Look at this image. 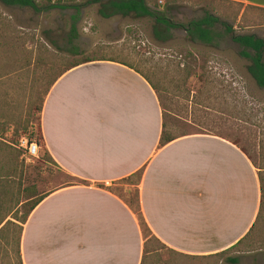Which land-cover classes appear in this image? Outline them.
<instances>
[{"label": "crops", "instance_id": "crops-1", "mask_svg": "<svg viewBox=\"0 0 264 264\" xmlns=\"http://www.w3.org/2000/svg\"><path fill=\"white\" fill-rule=\"evenodd\" d=\"M235 1L264 10V0ZM40 131L75 183L38 197L24 222L19 207L0 213V264L13 263V245L18 264H142L138 217L112 191L135 177L146 228L179 255L237 252L258 220V166L218 135L164 143L161 103L136 68L99 61L64 71L44 95Z\"/></svg>", "mask_w": 264, "mask_h": 264}, {"label": "rangeland", "instance_id": "rangeland-1", "mask_svg": "<svg viewBox=\"0 0 264 264\" xmlns=\"http://www.w3.org/2000/svg\"><path fill=\"white\" fill-rule=\"evenodd\" d=\"M147 4L173 24L186 26L209 14L234 35L264 40V10L235 0H147ZM80 9L76 45L83 56H73L52 46L64 47L73 10L35 14L0 4V161L20 199L38 198L75 183L45 155L40 115L44 94L55 77L66 64L84 57H105L142 71L156 87L165 136L202 133L238 140L254 163L264 167V89L248 75L249 61L224 35L223 26H217L222 37L212 46L190 41L183 30H172V38L159 43L153 38L150 18L105 19L98 13L99 5ZM32 144L39 150L36 157L28 152ZM136 185L137 177L117 183L112 191L130 203L138 217L146 239L144 264H229L226 259L233 257L237 264H264V206L252 236L237 252L191 258L166 249L146 229ZM18 207L21 219L29 203ZM11 251L12 264H18L14 245Z\"/></svg>", "mask_w": 264, "mask_h": 264}, {"label": "trees", "instance_id": "trees-1", "mask_svg": "<svg viewBox=\"0 0 264 264\" xmlns=\"http://www.w3.org/2000/svg\"><path fill=\"white\" fill-rule=\"evenodd\" d=\"M76 0H0V4L7 8H19V9H29L35 14L49 13L51 11H67L73 10L74 14L71 15V25L69 32L66 36L65 45L63 48L52 44L57 51L66 52L73 56H83V52L76 45V41L79 39L77 34L76 24L79 20L80 8L84 6L90 5H99L100 9L98 11L99 15L105 19L112 18L114 16H121L123 18L134 17L136 19L141 18H150L154 21V25L152 27V35L156 42L166 43L168 42L172 36V30H183L187 36V38L192 42H201L207 45L212 46L213 42L222 36H219L220 33L217 32V26L221 25L224 27V35H228V39L238 45L241 48L239 55L249 61V65L246 67V71L250 78L253 80L255 85L264 89V40L255 36V35H234L232 29L228 27L225 23L220 22L217 18L212 15L206 14L203 18L191 21L186 26L173 24L169 20L165 19L163 16L157 14L154 10H152L148 4L147 0H87L85 4H74ZM99 61H109V62H118L113 59H107L105 57H84L76 61H72L66 64L60 73L55 77L57 79L60 74L64 71H68L72 68L85 65L88 63L99 62ZM122 65L128 66L122 62ZM130 67V66H128ZM131 68V67H130ZM52 81L51 85L55 81ZM149 81V80H148ZM150 83V81H149ZM154 91H156V87L152 85ZM46 94V93H45ZM44 94V95H45ZM43 103V101H42ZM165 127V123H164ZM171 141L169 136H165L164 133V143ZM4 143L3 141H1ZM233 145L240 147V141H230ZM42 148L44 149L42 137H41ZM244 152V148L240 147ZM0 152H3L0 150ZM45 152V150H44ZM246 153V152H245ZM45 155L47 153L45 152ZM249 159L250 156L246 153ZM252 160V159H251ZM253 161V160H252ZM254 162V161H253ZM255 164V163H254ZM259 169V182H260V207H259V215L261 213V209L264 206V167H258ZM7 167L3 165L0 161V213H10L8 209H4V205H13L14 208L18 207L21 202L27 201L29 203V207L27 211L22 215L20 221L24 222L26 216L30 210L33 209L41 200V198H34V196L28 197L27 199H20L18 197L19 190L14 191V187L12 188L10 182V174H8ZM20 188V187H19ZM17 193V195H16ZM31 199V200H30ZM30 200V201H28ZM7 208V207H6ZM5 210V211H4ZM20 210L15 212V216L19 214ZM145 225V224H144ZM256 225V224H255ZM248 232V234L236 245L242 246L244 243L248 241V239L252 236L255 227ZM146 227V226H145ZM147 229V228H146ZM148 230V229H147ZM235 249L232 248L231 250ZM230 250L217 254H225ZM146 257V251L144 249V259ZM144 259L142 264H144ZM226 261L229 264H237L238 258H227Z\"/></svg>", "mask_w": 264, "mask_h": 264}, {"label": "built area", "instance_id": "built-area-1", "mask_svg": "<svg viewBox=\"0 0 264 264\" xmlns=\"http://www.w3.org/2000/svg\"><path fill=\"white\" fill-rule=\"evenodd\" d=\"M38 151H39V150H38V148H37L36 145L32 144V145L29 146V150H28V152H29V154H30L32 157H36Z\"/></svg>", "mask_w": 264, "mask_h": 264}]
</instances>
